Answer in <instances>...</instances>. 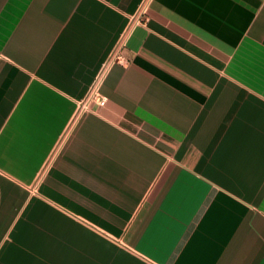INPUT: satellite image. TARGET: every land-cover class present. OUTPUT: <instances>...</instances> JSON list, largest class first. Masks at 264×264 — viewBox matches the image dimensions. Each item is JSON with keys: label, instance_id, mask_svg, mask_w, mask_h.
Masks as SVG:
<instances>
[{"label": "crops", "instance_id": "obj_1", "mask_svg": "<svg viewBox=\"0 0 264 264\" xmlns=\"http://www.w3.org/2000/svg\"><path fill=\"white\" fill-rule=\"evenodd\" d=\"M0 264H264V0H0Z\"/></svg>", "mask_w": 264, "mask_h": 264}, {"label": "built area", "instance_id": "obj_2", "mask_svg": "<svg viewBox=\"0 0 264 264\" xmlns=\"http://www.w3.org/2000/svg\"><path fill=\"white\" fill-rule=\"evenodd\" d=\"M145 10H146V3L143 4L140 10V14L143 15L145 13ZM124 40H125V35H123L122 38L118 41L111 55L110 60L123 58L121 50L124 45ZM102 76H103V71H100V73L96 76V78L92 82L87 94L81 100L78 110H77V114H80L81 112L86 110L92 103H96L99 106H102L105 104L107 97L99 91V84L102 80Z\"/></svg>", "mask_w": 264, "mask_h": 264}]
</instances>
